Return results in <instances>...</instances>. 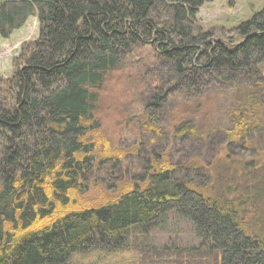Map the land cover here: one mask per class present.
<instances>
[{"label":"trees","instance_id":"trees-1","mask_svg":"<svg viewBox=\"0 0 264 264\" xmlns=\"http://www.w3.org/2000/svg\"><path fill=\"white\" fill-rule=\"evenodd\" d=\"M211 1L0 0L1 37L30 16L39 25L0 82V264H84L75 256L90 254L98 264L124 252L134 264H264V234L245 220L258 211L254 187L264 185V6L233 28L234 39L209 41L197 14ZM142 43L155 56L143 121L153 135L178 102L196 103V112L211 92L222 102L224 92L234 96L209 107L211 121L213 110L223 114L205 123L206 134L194 116L172 125L171 139L194 150L189 159L140 143L133 179L107 193L95 183L88 197L91 171L126 156L98 130L94 91ZM215 144L212 162L194 157ZM171 218L189 224L196 245L147 242Z\"/></svg>","mask_w":264,"mask_h":264},{"label":"rangeland","instance_id":"rangeland-1","mask_svg":"<svg viewBox=\"0 0 264 264\" xmlns=\"http://www.w3.org/2000/svg\"><path fill=\"white\" fill-rule=\"evenodd\" d=\"M263 6L264 0H212L199 9L197 22L204 30L210 32L211 37L209 41L229 37L234 39L233 28L241 21L248 19ZM38 28L39 25L36 17L30 16L21 27L13 30L8 37L3 38L0 36V82L11 76L13 58L19 54L23 43L30 42L37 37ZM153 49L148 43L137 44L132 47L126 52L123 62L119 67L108 72L102 84L94 91L96 99L94 102L93 119L97 123L98 130L111 146L123 150L126 156L121 161L116 162L113 169L111 164H108L107 166L101 165V167H104L99 170L93 169L91 171V174H89L90 191L87 193L88 197L94 196L96 190L94 188L95 183L98 184V189L107 193L110 191L107 190L110 185H120L123 182L133 179V176L142 167L140 158L136 156L140 143H143L145 146L146 143L154 141V148L157 152H166L167 155H170L169 157L171 159L178 162H184L186 159H189L190 157H187L191 152L193 153L194 150L191 149V146H194V144L190 145L191 151L189 149L190 152H186L185 149L188 147V143L186 141H174L171 139V135L168 134V131H171L172 125L175 124L176 120L186 116H188L186 119L191 120L194 118L190 117L194 116L195 120L192 121L197 126H200L199 131L201 133L206 134L208 129L205 123L220 121L223 114L219 113L216 115L213 110V118L211 121L207 115L209 107L213 106L216 108L217 106L220 107V104L222 106L227 105L229 103L225 100L234 96L232 92H224L223 95L226 99L222 102V97L220 101L217 100V95L221 94L219 90L211 92L207 94V96L210 95V98H207L205 101V103L210 101L208 103L209 105H202L204 107H200L201 109H198L199 111L196 112L194 108L196 103L192 108L185 110L181 102H178V104L170 107V109L163 110L161 113L162 121L160 122V128L158 130L159 133L153 135L143 125L147 113L144 104L148 100V89L151 84L156 83L155 72L151 67L152 61L155 58ZM231 93L232 95H230ZM202 101L203 99L201 98L200 103ZM207 105L208 107L206 108ZM218 116L219 118H217ZM222 144H215L214 147L206 148L203 152H201L202 149L199 147L196 149V155L194 157H198L203 164L212 162L217 156L216 148ZM259 147L260 149L262 147L261 151L264 152V145L260 144ZM133 150L134 153L130 155L129 152H133ZM237 152H235V155L238 159H243L246 156L255 157L254 153L248 152L243 156V154ZM145 153L147 157L150 156L148 148L143 152V155ZM262 156L264 157V154ZM237 181H239V178ZM225 183L226 181L217 183L216 187H222ZM241 184L242 182H239L237 185L242 187ZM254 190L258 196L256 197L258 204H255L258 211L247 214L245 220L253 233L263 235L264 198L262 199V197L264 195V185L259 183V185L254 187ZM229 198H233V196L230 195ZM161 227V230L154 229L151 231L148 237L149 241L146 240L153 246L160 247L172 244L191 246L197 244L191 227L184 220L171 218L164 221ZM75 257V259L81 260L84 264L94 262L98 258L96 254L83 257L77 255ZM133 259L134 253L124 252L122 254H112L100 259L98 264H134Z\"/></svg>","mask_w":264,"mask_h":264}]
</instances>
